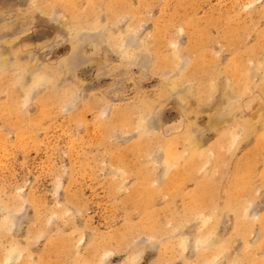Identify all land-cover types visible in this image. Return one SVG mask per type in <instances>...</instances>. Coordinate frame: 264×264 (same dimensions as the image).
Here are the masks:
<instances>
[{"label":"rangeland","instance_id":"1","mask_svg":"<svg viewBox=\"0 0 264 264\" xmlns=\"http://www.w3.org/2000/svg\"><path fill=\"white\" fill-rule=\"evenodd\" d=\"M0 264H264V0H0Z\"/></svg>","mask_w":264,"mask_h":264}]
</instances>
